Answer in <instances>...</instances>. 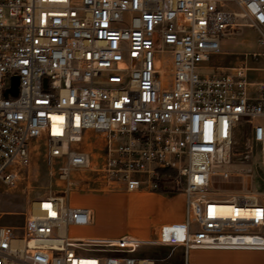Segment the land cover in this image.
Listing matches in <instances>:
<instances>
[{
    "label": "built area",
    "instance_id": "built-area-1",
    "mask_svg": "<svg viewBox=\"0 0 264 264\" xmlns=\"http://www.w3.org/2000/svg\"><path fill=\"white\" fill-rule=\"evenodd\" d=\"M240 26L264 44V0H0V182H15L41 138L67 180L22 225L0 213V264H163L143 246L180 247L184 264L192 249L264 250V201L212 186L215 175L251 177L257 142L264 180V68L248 62L260 55L213 64ZM242 123L252 136L234 161ZM88 131L100 137L98 158ZM158 169L184 182L183 220L148 239L70 234L93 222L90 208L71 204L73 170L94 173L82 185L154 191Z\"/></svg>",
    "mask_w": 264,
    "mask_h": 264
},
{
    "label": "rangeland",
    "instance_id": "rangeland-1",
    "mask_svg": "<svg viewBox=\"0 0 264 264\" xmlns=\"http://www.w3.org/2000/svg\"><path fill=\"white\" fill-rule=\"evenodd\" d=\"M223 54L213 60L215 66H232L240 60L246 59V52H257L260 56L249 58L251 66L264 68V44L259 40V33L249 26H240L226 35L223 43ZM262 70V69H261ZM264 75L263 71H259ZM258 72L253 73V78H258ZM251 124H239L235 131L233 146L234 161L241 156L246 144L252 136ZM90 140L85 147L98 158L100 150V137L94 131H88ZM261 144L254 145L252 163L255 173L251 177L233 175L225 179L219 175L212 178V186L216 190H222L227 194L255 193L264 201V180L260 168ZM61 159L50 158L44 139L34 142L31 147L30 161L18 171V176L13 184L0 182V213L1 221L12 225H22L26 215L30 212L32 203L41 197L59 195L67 188V180L61 175ZM94 178V173L87 171L79 173L73 170L71 173L72 186L70 189L73 205H89L96 209L97 223L87 230L82 227H71L73 236L84 234H102L109 237H121L124 234H136L139 237L151 236L152 222L148 215L153 212L146 211L140 206L131 204L129 192L119 187H109L102 180H91L87 185H82L78 180L81 177ZM184 182L178 174L169 170V174L161 177L160 188L154 190L162 192L165 196L183 193ZM150 191L148 189L139 190ZM82 195H80V194ZM90 199H100L92 201ZM140 252L145 257L158 259L163 264H184V252L182 248L174 246H143ZM206 264H212L220 260H203Z\"/></svg>",
    "mask_w": 264,
    "mask_h": 264
},
{
    "label": "crops",
    "instance_id": "crops-1",
    "mask_svg": "<svg viewBox=\"0 0 264 264\" xmlns=\"http://www.w3.org/2000/svg\"><path fill=\"white\" fill-rule=\"evenodd\" d=\"M128 195L131 204L140 206L146 211L153 212L148 215L149 221L152 222L151 236L153 238L158 228L165 223L181 221L185 218V194L177 193L171 196H165L162 192L156 191H129ZM80 194V193H79ZM70 194V201H71ZM82 195V194H80ZM89 200V199H88ZM99 201L100 199H90L89 201ZM100 202H104L100 200ZM105 203V202H104ZM72 204V202H71ZM73 205V204H72ZM88 207L93 211V222L82 229L87 230L97 223L96 209L89 205H73ZM139 237L136 234H124ZM83 237H109L102 234H84L78 235ZM123 236V235H122ZM143 238V237H139ZM144 238V239H148ZM180 248V247H176ZM203 260H220L212 264H264V250L255 249H192L189 251V264H206ZM208 264V263H207Z\"/></svg>",
    "mask_w": 264,
    "mask_h": 264
},
{
    "label": "water",
    "instance_id": "water-1",
    "mask_svg": "<svg viewBox=\"0 0 264 264\" xmlns=\"http://www.w3.org/2000/svg\"><path fill=\"white\" fill-rule=\"evenodd\" d=\"M45 83H46V81H45ZM18 86H19V78L18 77H14L13 78L12 87L8 90V92H10L13 95H17Z\"/></svg>",
    "mask_w": 264,
    "mask_h": 264
},
{
    "label": "bare ground",
    "instance_id": "bare-ground-1",
    "mask_svg": "<svg viewBox=\"0 0 264 264\" xmlns=\"http://www.w3.org/2000/svg\"><path fill=\"white\" fill-rule=\"evenodd\" d=\"M245 194H248L247 192H245ZM220 209L224 212H228L232 209V206L230 204H223Z\"/></svg>",
    "mask_w": 264,
    "mask_h": 264
},
{
    "label": "trees",
    "instance_id": "trees-1",
    "mask_svg": "<svg viewBox=\"0 0 264 264\" xmlns=\"http://www.w3.org/2000/svg\"><path fill=\"white\" fill-rule=\"evenodd\" d=\"M169 174V170L168 169H158V175L159 177H164L165 175Z\"/></svg>",
    "mask_w": 264,
    "mask_h": 264
}]
</instances>
